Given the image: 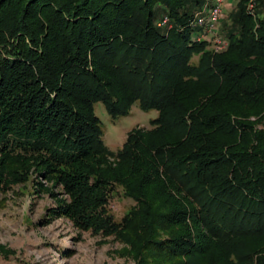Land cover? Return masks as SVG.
Returning <instances> with one entry per match:
<instances>
[{"label":"trees","instance_id":"1","mask_svg":"<svg viewBox=\"0 0 264 264\" xmlns=\"http://www.w3.org/2000/svg\"><path fill=\"white\" fill-rule=\"evenodd\" d=\"M206 1L0 0V192L34 182L133 264H264V9L237 0L215 51L193 38ZM97 101L158 115L113 153Z\"/></svg>","mask_w":264,"mask_h":264},{"label":"rangeland","instance_id":"2","mask_svg":"<svg viewBox=\"0 0 264 264\" xmlns=\"http://www.w3.org/2000/svg\"><path fill=\"white\" fill-rule=\"evenodd\" d=\"M226 2L223 0L224 12L219 23L223 35L226 34L224 26L228 23V15L236 9L237 0L225 6ZM250 4H253L251 8ZM246 9H252L262 16L264 3L257 4L256 0H248ZM161 18L162 21L165 19L164 16ZM196 60L197 57L192 58L193 62ZM94 113L100 120L103 141L113 153L122 146L130 130L137 126L149 128L152 119L158 115L155 109L142 110L137 101L128 114L117 117H112L104 104L97 101L94 103ZM33 183L15 185L0 192V199L5 200L0 207V246L4 251L9 250L7 253L0 251V264L134 263L121 253L124 245L113 235L103 237L92 234L77 229L63 216L50 217V210L56 209L55 198L49 191H34ZM44 184L51 185L46 182ZM52 190L57 194V199L66 197L60 186ZM107 205L109 212L118 221L133 205V201L117 188L109 197Z\"/></svg>","mask_w":264,"mask_h":264},{"label":"built area","instance_id":"3","mask_svg":"<svg viewBox=\"0 0 264 264\" xmlns=\"http://www.w3.org/2000/svg\"><path fill=\"white\" fill-rule=\"evenodd\" d=\"M252 6L253 4H250L249 7L251 8ZM223 12V0H208L202 10L195 13L192 23L193 28L197 31V33L193 34V38L209 42L215 51H223L228 45V38L219 30ZM165 21L166 18L161 24L165 23Z\"/></svg>","mask_w":264,"mask_h":264},{"label":"crops","instance_id":"4","mask_svg":"<svg viewBox=\"0 0 264 264\" xmlns=\"http://www.w3.org/2000/svg\"><path fill=\"white\" fill-rule=\"evenodd\" d=\"M231 1L230 0H227V2L225 3V6L229 5V2L231 3Z\"/></svg>","mask_w":264,"mask_h":264}]
</instances>
